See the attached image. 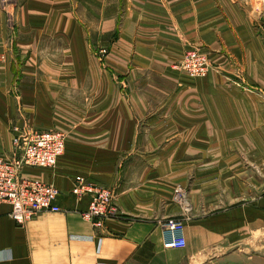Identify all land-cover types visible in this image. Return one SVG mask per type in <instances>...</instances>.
I'll return each mask as SVG.
<instances>
[{"label":"crops","instance_id":"1","mask_svg":"<svg viewBox=\"0 0 264 264\" xmlns=\"http://www.w3.org/2000/svg\"><path fill=\"white\" fill-rule=\"evenodd\" d=\"M257 1L0 0V155L22 133L66 137L55 167L23 169L61 210L20 225L0 203V264H264ZM193 47L205 77L175 67ZM76 176L112 190L118 215L84 219ZM168 217L181 248L164 246Z\"/></svg>","mask_w":264,"mask_h":264},{"label":"built area","instance_id":"2","mask_svg":"<svg viewBox=\"0 0 264 264\" xmlns=\"http://www.w3.org/2000/svg\"><path fill=\"white\" fill-rule=\"evenodd\" d=\"M106 48L99 53L105 54ZM176 68L192 78L205 77L211 69L209 58L200 48L187 49ZM65 134L49 129L31 131L16 135L12 139L15 152L11 158L0 155V203H7L9 216L17 223L24 224L44 211L58 212L60 190L51 183L23 175L25 167L53 168L65 149ZM71 193L75 196L89 194L87 209L81 215L94 227H101L104 220L118 215L115 194L109 188L91 183L76 176ZM166 248H181L184 221L178 217H168L161 221Z\"/></svg>","mask_w":264,"mask_h":264},{"label":"rangeland","instance_id":"3","mask_svg":"<svg viewBox=\"0 0 264 264\" xmlns=\"http://www.w3.org/2000/svg\"><path fill=\"white\" fill-rule=\"evenodd\" d=\"M262 1V0H261ZM261 1L260 0H258L257 1V3L258 4H261ZM103 48H106V47H103ZM100 50V48L97 50V53H99L98 51ZM106 50H107V52L105 53V54H100L99 53V55H100V57H102V56H105L107 53H108V51H109V49H107L106 48ZM201 50V49H200ZM203 52V51H202ZM204 53V52H203ZM204 54H206V53H204ZM206 56L209 58V56L206 54ZM209 60H210V58H209ZM210 63H211V60H210ZM211 67H212V64H211ZM183 194V190H182V188H178L177 190H176V197H177V199H179V200H182L183 198H182V195Z\"/></svg>","mask_w":264,"mask_h":264}]
</instances>
